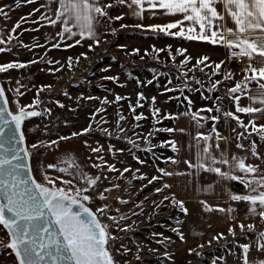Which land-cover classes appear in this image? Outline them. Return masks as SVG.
<instances>
[{"label": "rangeland", "instance_id": "rangeland-1", "mask_svg": "<svg viewBox=\"0 0 264 264\" xmlns=\"http://www.w3.org/2000/svg\"><path fill=\"white\" fill-rule=\"evenodd\" d=\"M51 3L52 0H34L32 3L27 0H0V9L7 14H0V40H3L0 47L10 49L0 52V63L18 61L26 65L24 68L0 73V86L5 88L6 94L12 95V99L16 98L19 89L18 95H21V99L13 100L15 104L8 99L9 108L13 112L16 111L17 102L25 105L26 102L34 100L35 96L39 98L40 105L35 110L41 114L27 118L23 125L26 146L32 145L33 127L38 130L40 125L45 127L51 119L65 118L69 124L72 122L74 130H81L91 124V131L83 136L91 141L93 147L102 148L99 155L120 170L129 167L130 171L122 176L108 172L106 164L100 167L101 173L107 177L101 179L100 185L110 189L114 184L121 185L124 189L120 199L128 201L126 204L120 201L110 202L109 191L105 192L107 200L104 202H101L98 196V206L107 203L108 215L115 217L119 223L117 228L111 220L100 217L109 224V230L118 238L110 248L119 264H124L125 261L127 264H213V261L217 264H229V261L241 263L243 252L240 245L250 244L248 254L260 249L257 237L259 232L264 231V220L258 215L245 218L248 212L247 203L229 199V190L234 194H246L244 186L238 181L221 182L216 173L188 168L183 163L185 159L195 162L197 131L211 134L210 140L215 141L209 140V143L213 145V151H218L215 149V133H212L215 126L221 137L232 138L233 148L237 143H243L244 148H236L237 154L248 157L246 162L259 164L264 168V140H261L256 132H252L251 125L244 129L231 118L226 121L223 116L224 111L233 112L236 106L228 95V89L241 80L236 79L234 75L230 80H224L223 74L227 71H223L222 67L217 70L206 61L198 67H194L196 62L191 59L181 65L180 61L186 52L180 53L177 50L183 49L188 40L167 35L159 30L145 32L134 27V16L131 17L126 12L124 14L123 6L109 10L112 16L123 14L122 19L113 20L110 24L106 20L102 21V26L97 29L101 34V43L94 46V50L88 49L87 45L91 40L87 38L78 45L75 40L79 37L60 40L56 35L60 31L59 22L57 26H53L41 18L52 17L46 7ZM17 23L19 28H16ZM121 24L128 26L121 28ZM110 28L116 29L115 34L111 33ZM13 29L16 30L12 31ZM9 36L13 37L11 41L8 40ZM54 43L61 46L51 47ZM121 45L125 47H120ZM154 47L162 51L154 52ZM133 49H139V52L133 54ZM81 52L87 53V59L81 58L77 62L75 57ZM68 57H73L71 69L66 66ZM31 61L34 63H30ZM57 61L59 63H56ZM213 72L217 74L213 75ZM108 76L118 79H106ZM217 79L222 82L213 90L211 84ZM44 85L50 87L41 91ZM138 93H143L141 106H137ZM117 94L124 99L115 101ZM23 95L26 97H22ZM87 97L94 99L89 100ZM105 97L109 103L101 104ZM152 97H155L154 105ZM61 104L64 106L60 107ZM130 105L135 106V113L130 109ZM153 106L160 109L157 117L152 116ZM217 107H222V111L217 113ZM98 108H103L104 111L97 112ZM207 108H212L213 111L199 113L205 118L200 127L184 115L189 110L198 112ZM140 113H143V118L135 120L134 116ZM120 115L124 117V120L120 121V126L124 129L122 133L117 128ZM212 115H218L220 119L213 122L208 119ZM183 122L195 126L194 133L188 135L191 139L189 149L184 145L179 132ZM168 128L175 131H165ZM104 129H107V133ZM241 132L244 137L238 141L237 135ZM129 138L136 146L128 142ZM166 141H175L179 151L174 152ZM253 141L256 142L260 159L251 155ZM119 149L123 151H118ZM169 157L179 160L180 163H172ZM98 162L101 163L100 160ZM161 168L183 175L164 176L159 172ZM137 169L139 171H136ZM142 174L148 179L154 175L161 179L148 184V179H139ZM133 175L137 178L133 179ZM164 183L171 185V188L165 189L163 193H156L154 189L162 187ZM144 185L146 187L141 190ZM210 189H214V192ZM173 193L177 199L184 201L188 209L186 214L171 203ZM163 195H169L170 199L163 201L157 209L153 201L159 204ZM141 201L144 203L141 204ZM202 201H206L210 206L220 205L225 209L231 206L236 211L231 214L220 213L214 207L212 211H205ZM85 204L89 206V202ZM141 208L143 214H140ZM121 216L127 219L121 221ZM230 216L235 217V220ZM240 222L245 225L254 224L255 231L245 230L242 235L238 227ZM125 225H130L131 229L121 230ZM230 225L234 227L235 236L227 231ZM0 227V232L3 233L0 235L2 248L8 249V237L5 235L7 230L2 225ZM180 232L184 235L183 240L180 239ZM218 233H223V236L212 239ZM121 245L129 251L124 252ZM199 245L203 247H198ZM116 249H120V252ZM189 249L193 251L189 252ZM165 252L168 256L164 255ZM137 256L140 257L139 260L136 259Z\"/></svg>", "mask_w": 264, "mask_h": 264}, {"label": "snow or ice", "instance_id": "snow-or-ice-1", "mask_svg": "<svg viewBox=\"0 0 264 264\" xmlns=\"http://www.w3.org/2000/svg\"><path fill=\"white\" fill-rule=\"evenodd\" d=\"M27 2L32 3L34 0H27ZM53 4L56 6L53 7ZM125 4L131 9L130 14L138 19L143 18L142 13L145 11V6L149 10H162L161 14L179 17L166 24H148L145 26L137 23L134 25L136 28L147 27L189 41L222 45L229 52V56L226 59L243 58L244 64L241 65V69L246 75L241 81L236 82L233 87L228 89L229 97L236 104L235 113L224 111L223 116L226 121L231 118L244 129H247L248 125L251 124L252 132H256L260 139L264 140V124L257 125L253 122L255 114L264 117V0H108V2H104V0H52V3L46 7L54 18L49 16H42L41 18L47 20L53 26H57L59 22L60 31L56 35L60 40L79 37V39L75 40V44L78 45L87 38L91 40V43L87 45L88 49L94 50V46H99L101 43V34L97 29L102 26V21L106 20L110 24L113 20L122 19L123 14L112 16L109 14V10ZM34 11H39V9H34ZM0 14L7 15L3 13L2 9H0ZM151 14L156 15L157 13L153 11ZM127 26L124 24L120 25L121 28ZM16 28H19V23H17ZM172 29L178 30L170 31ZM15 30L13 29L12 31ZM110 31L115 34L116 29L110 28ZM12 39V36L8 37L9 41ZM0 43H3V40H0ZM23 46L25 48L28 47L27 45ZM60 46L56 43L51 45L53 48ZM65 46L70 47L71 45ZM120 47L125 46L121 45ZM168 47L171 49V45ZM5 51H10V49L0 47V52ZM153 51L160 52L162 49L154 47ZM177 51L185 53L187 50L178 49ZM132 52L136 54L139 49H133ZM81 58L87 59V53L81 52L75 57V60L79 62ZM190 59L192 57L184 55L180 61L181 65L186 64ZM173 60H175V57H173ZM209 60L210 57L207 54H201L196 59L194 67H198ZM72 61L73 57H68L66 60V66L69 69L73 66ZM253 61H256L258 66L254 65ZM30 63H34V61ZM56 63L59 62L57 61ZM212 64L215 69L219 70L225 64V61L212 62ZM25 66V64L18 61L0 63V73L24 68ZM216 74V72H213V75ZM234 74L230 69L223 74V79L230 80ZM106 79L117 80L118 78L108 76ZM221 82L220 79H217L215 83L211 84V88L214 90ZM253 83L255 84V92L250 93L248 85ZM49 87L50 85H44L40 90L42 91L43 88ZM17 93L20 94L19 89H17ZM236 93H240V95H236ZM242 95L248 96L250 101L257 103L259 106H240L239 101ZM142 98L143 93H138L137 106H141L140 99ZM87 99L91 100L94 98L87 97ZM121 99H124V97L119 94L115 96V101L118 102ZM0 101L3 102L2 106H0V198H2L0 199V225L7 230L5 233L8 237L6 247L14 253L16 264H119L110 248V245L114 244L118 238L109 230V224L100 218L101 216L106 217L119 228L116 218L108 215L109 205L102 203L93 211L91 207L85 204V202L93 201L97 195L101 202L107 200L105 192L111 191V189L103 188L99 183L102 178L107 179V177L103 173L95 176L88 175L78 163H75V157L73 156L67 158L72 161L71 164L67 167L59 168L60 172L67 173L71 177V179L63 180L64 186H55L54 181L46 171H42V168L37 169V171H41V180L38 181L32 174L30 166L23 163L25 159H30L32 156L31 150L36 149L37 144L24 148H20L18 145L25 142L23 130L25 120L41 114L35 110V106L40 101L37 97L28 105H21L17 102L16 111L13 112L8 107L9 100L5 95L3 86H0ZM152 101L154 105L155 97H152ZM107 103L109 101L105 97L101 104ZM59 106L63 107L64 105L61 104ZM129 107L135 113V106L130 105ZM190 107L191 101L189 100V109ZM96 111L101 112L104 109L98 108ZM203 111L212 112L213 109H201L198 112L189 110L184 115L188 116L190 120H194L197 127H200L201 121L205 118L199 113ZM215 111L217 113L221 112L222 107H217ZM159 112L160 109L153 106L152 116L157 117ZM236 113L249 114L253 119H250L246 124ZM134 118L137 121L141 120L143 113L135 115ZM208 119L216 122L220 119V116L212 115ZM122 120H124V117L120 115L117 121V128L121 133L124 132L123 127L120 126V121ZM9 125L14 127H9ZM5 128H8L7 133ZM91 129L92 125L89 124L80 131L71 132L70 135H60L58 140L65 141L73 137H79L82 134L89 133ZM103 131L107 133V129ZM165 131L171 133L175 129L168 128ZM179 131L183 132L184 129H179ZM212 133H215L217 141L215 149L218 151L214 152L213 145L209 143L212 138L211 134L197 131L195 136V162L192 159H185L183 163L188 168L214 172L219 176L221 182L238 181L244 186L247 193L234 194L229 190V199L247 203L248 212L245 218L258 215L261 220H264V168H261L259 164L246 162L248 159L246 155L234 153L229 156L228 148H221L220 146L219 141L224 138L220 136L215 126L212 128ZM108 134L111 135V133ZM151 135L152 133L150 132L149 136ZM5 136H7V148L3 139ZM242 137H244L243 132L237 135V140L240 141ZM58 140H51L50 143L56 145ZM201 140L204 141L203 145L200 143ZM128 142L136 146L130 138ZM165 143L174 152L179 151L175 141H166ZM84 144L89 147L92 153L96 154V159L101 161L100 164L93 163V168H100L102 164H106L108 172H115L120 176L130 171L129 167L120 170L114 164L105 161L99 155L102 151L101 147H92L87 140L84 141ZM189 147H191V143ZM236 147L242 149L244 145L241 142L237 143ZM118 151L122 152L123 149ZM251 155L258 159L261 158L260 153L256 149L255 141L251 144ZM168 159L174 164L180 163L179 160L172 157ZM61 162L64 163L65 161L62 160ZM56 167L57 165L55 164L47 165L49 169ZM26 169L27 172L25 171ZM136 171L139 170L137 169ZM159 172L163 173L164 176L183 175V173L169 172L162 168L159 169ZM136 178L133 175V179ZM79 179H83L86 186L74 187V181ZM139 179L148 178L142 174ZM159 179L161 177L154 175L148 179V184ZM112 187L118 188L119 185L114 184ZM143 187H146V185L142 186L141 190ZM169 188H171V185L164 183L162 187H156L154 191L163 193L165 189ZM210 190L214 192V189ZM117 199L122 204L128 203V201L119 197ZM169 199V195H163V199L159 204H156L155 201L153 203L159 209L163 201ZM145 200H147V197ZM143 203L144 201H141V204ZM171 203L173 206L179 207L185 214L188 212L184 201L177 199L174 193L171 194ZM201 203L204 205L205 211H212L213 207L220 213L227 212L231 214L236 211L231 206L225 209L220 205L210 206L206 201ZM136 207H139V205H136ZM133 214L135 215L136 213ZM140 214H143L142 208L140 209ZM230 218L235 220V217L230 216ZM126 219L127 217H120L121 221ZM238 227L242 235L245 234V230L248 232L255 231V225L252 223L245 225L240 222ZM130 229V225H125L124 229L121 230L128 231ZM227 231L232 236L236 235L232 225L228 227ZM222 236L223 233H218L212 239H219ZM180 239H184L182 232H180ZM257 239L258 247L261 251H264V231L259 232ZM2 245L3 242L0 241V246ZM198 247L202 248L203 245ZM121 248H123L124 252L129 251L123 245H121ZM240 248L243 252V264H264V260H259L258 262L249 260V243L240 245ZM116 251L120 252V249H116ZM192 251V249H189V252ZM196 254L199 255L200 253ZM164 255L168 256V253L165 252ZM136 259L139 260L140 257L137 256ZM124 264H127V261ZM213 264H217V262L213 261Z\"/></svg>", "mask_w": 264, "mask_h": 264}, {"label": "crops", "instance_id": "crops-1", "mask_svg": "<svg viewBox=\"0 0 264 264\" xmlns=\"http://www.w3.org/2000/svg\"><path fill=\"white\" fill-rule=\"evenodd\" d=\"M124 14L125 12L128 13L129 16L132 17L131 9L128 8L127 4L123 5ZM155 11L157 14L152 15L151 13ZM162 10L156 9V10H149L145 6V11L142 13V19H138L134 16V25L139 23L142 25H148V24H166L169 22L174 21L175 19L179 18L178 16H172V15H165L161 14ZM187 23V22H185ZM142 31H155L152 29H149L147 27L138 28ZM178 30V29H174ZM183 49H186V55L192 57L191 60L196 62V59L200 57L201 54H207L210 57L209 61H206L208 64L212 65V62H220L221 60L225 61V64H223L222 70L223 71H229L230 69L235 73L234 76L238 80H242L244 75H246L242 69L241 65L243 63H238L235 59H226L229 56L228 49L222 45H212L208 42H201V41H186L185 44L182 47ZM253 64L256 65V61H253ZM258 66V65H256ZM250 75V73H248ZM10 90V89H9ZM248 91L250 93L255 92V84L248 85ZM6 97L8 95V99L11 100L13 103V100L21 99V95H15L16 98L12 99V95L9 96V94H6ZM22 97H26L23 95ZM37 96H35L34 99H36ZM39 99V98H38ZM33 100H30L29 102H26L25 105H28ZM15 104V102H14ZM240 106H259L257 103L250 101L248 96L242 95L241 99L239 101ZM40 104L36 105L35 108H38ZM235 108H233V112L235 113ZM240 116L241 120H243L246 124L250 119H253V117L246 113H236ZM38 120V119H36ZM35 121V120H34ZM33 122V121H32ZM39 122V121H36ZM257 125L264 124V117H261L259 114H255V119L253 121ZM251 125V124H249ZM40 125L38 128H34L32 130V142L31 144H37V148L32 150L33 156L30 157L31 161V168L32 173L36 177V179L39 181L41 180V171H37L38 168H42V171H46L48 175L51 177V179L54 181L55 186L62 187L63 180L64 179H71L70 176H68L67 173H62L59 171L60 167H67L69 164L72 163L71 160H68V157H75V163H78L84 172H86L88 175L95 176L98 174H101L100 168H93L92 164L97 163L98 159H96V154L92 153L88 146L84 144V141L87 140L88 144L92 145L91 141L88 140L83 134L79 137H73L69 140L65 141H59L58 137L60 135H70L73 131H80V130H74L73 124L68 123L67 119L56 117L55 119L49 120V124L46 123V125ZM252 126V125H251ZM180 129H184L183 132L179 131L181 134V139L186 146V148L189 149V144L191 142V139L188 135L194 133L195 126H192L188 122H183L180 126ZM51 140H58V143L56 145H52L50 143ZM211 142L215 141L214 139L210 140ZM222 143L220 144L221 148H228L229 156L232 154H237V148H233L234 146L231 145L232 138L224 137V139L220 140ZM204 141L201 142V145H203ZM231 148L234 149V152H232ZM215 152V151H214ZM64 160L65 162L62 163L61 161ZM48 164H55L57 165L56 168H47ZM59 177V178H58ZM101 180L99 181V183ZM86 186L83 179H79L77 181H74L73 186ZM91 191V189H90ZM89 206L93 207V210L96 209L95 207L98 206V195L95 197V199L88 204ZM87 206V205H86ZM95 211V210H94ZM1 229V227H0ZM3 235V233L0 232V235ZM2 246H0V264H16L15 262V255L13 252H11L10 249H3ZM248 258L250 261H259L264 260V251H261L260 249L253 251L252 253L248 254ZM229 264H243V261L241 263H232V261H229Z\"/></svg>", "mask_w": 264, "mask_h": 264}, {"label": "built area", "instance_id": "built-area-1", "mask_svg": "<svg viewBox=\"0 0 264 264\" xmlns=\"http://www.w3.org/2000/svg\"><path fill=\"white\" fill-rule=\"evenodd\" d=\"M238 63H243L244 62V60H243V58H236L235 59ZM123 187L121 186V185H119V187L117 188V187H113L112 189H111V191H109V193H108V200L110 201V202H117V201H119L118 199H117V197H119V198H121V196H122V194H123Z\"/></svg>", "mask_w": 264, "mask_h": 264}, {"label": "water", "instance_id": "water-1", "mask_svg": "<svg viewBox=\"0 0 264 264\" xmlns=\"http://www.w3.org/2000/svg\"><path fill=\"white\" fill-rule=\"evenodd\" d=\"M2 104H3V102L2 101H0V106H2ZM8 107H9V105H8ZM10 109V108H9ZM9 127H14L13 125H9ZM5 132L7 133L8 132V128H5ZM4 141H5V147L7 148L8 147V144H7V136H5L4 138ZM20 148H24V147H26V143L24 142V143H22V144H19L18 145ZM21 155H23V153H21ZM23 163H25L26 165H29L30 166V168H31V161H30V159H25L24 161H23ZM31 170H32V168H31ZM26 172H27V169L25 170ZM33 174V173H32ZM0 199H2V198H0Z\"/></svg>", "mask_w": 264, "mask_h": 264}, {"label": "trees", "instance_id": "trees-1", "mask_svg": "<svg viewBox=\"0 0 264 264\" xmlns=\"http://www.w3.org/2000/svg\"><path fill=\"white\" fill-rule=\"evenodd\" d=\"M145 35H147V34H150V33H144Z\"/></svg>", "mask_w": 264, "mask_h": 264}]
</instances>
